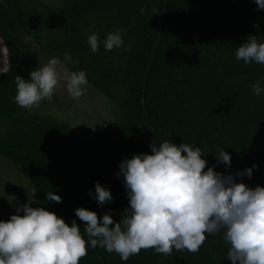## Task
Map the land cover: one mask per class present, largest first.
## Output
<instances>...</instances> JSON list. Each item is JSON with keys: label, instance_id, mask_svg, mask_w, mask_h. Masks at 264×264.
<instances>
[{"label": "trees", "instance_id": "obj_1", "mask_svg": "<svg viewBox=\"0 0 264 264\" xmlns=\"http://www.w3.org/2000/svg\"><path fill=\"white\" fill-rule=\"evenodd\" d=\"M254 0H59L48 16L34 13L20 0L0 2V36L10 57V71L0 77V156L25 174L38 207L76 220L82 237L85 222L74 210L83 207L110 214L118 222L128 199L118 164L133 154H151L154 141L199 147L214 171L234 174L253 169L238 182L264 187V95L251 85L264 81V65L235 59L236 47L249 35L264 43V10ZM48 23L47 53L77 63L88 84L117 106L111 132L91 140L73 134L65 123L26 114L15 103V77L25 79L28 62L21 40ZM120 29L128 51L103 46L92 53L87 38L100 40ZM225 148V149H224ZM224 149L227 170L214 158ZM183 155V153H182ZM110 190L112 202L98 206L89 196L95 183ZM54 192L61 202L47 201ZM111 227V226H110ZM223 233L206 235L199 252L171 255L141 250L128 261L116 253L89 248L79 264H231Z\"/></svg>", "mask_w": 264, "mask_h": 264}, {"label": "clouds", "instance_id": "obj_2", "mask_svg": "<svg viewBox=\"0 0 264 264\" xmlns=\"http://www.w3.org/2000/svg\"><path fill=\"white\" fill-rule=\"evenodd\" d=\"M254 3L257 11L264 10V0ZM87 44L92 53L101 45L106 51L130 48L124 46L120 29L103 40L92 33ZM235 59L245 65H264V43L249 35L236 47ZM66 63L77 62L65 52L63 62L57 57L49 59L30 71L28 80L17 75L15 103L32 109L42 101L51 102L62 82L74 100L80 98L88 84L86 72L70 71L64 67ZM251 90L254 96L264 95V81L253 83ZM148 147L151 154H133L118 164L116 175L123 178L128 199L118 222L110 214L98 219L96 212L76 208L75 216L85 222V240L75 219L69 226L44 207H30L29 201L18 206L7 221L0 220V264H79L89 248L97 247L116 253L124 262L149 248L164 256L173 250L197 253L206 235L221 232L230 246L226 259L231 264H264V187L252 188L237 179L251 178L257 166L226 175L212 166L205 171L208 161L202 158L206 154L199 147L185 143L177 146L169 140L154 141ZM224 149L214 158L227 170L231 158ZM88 194L98 206L114 199L99 182L94 193L89 190ZM45 196L47 201L61 202L54 192Z\"/></svg>", "mask_w": 264, "mask_h": 264}, {"label": "rangeland", "instance_id": "obj_3", "mask_svg": "<svg viewBox=\"0 0 264 264\" xmlns=\"http://www.w3.org/2000/svg\"><path fill=\"white\" fill-rule=\"evenodd\" d=\"M20 1L34 13L46 17L50 9L59 4V0ZM41 26V29L32 30L30 35L21 40L28 62L25 80L29 79L30 71L42 67L51 59L47 53L50 27L48 23H42ZM20 109L29 115L37 114L65 123L73 134L91 140L98 132H111L117 106L90 84L84 87L83 95L74 100L62 82L55 90L51 102L45 100L38 107ZM25 203L33 208L38 207L33 185L19 167L0 156V220L7 221L11 215L16 214L15 209Z\"/></svg>", "mask_w": 264, "mask_h": 264}, {"label": "water", "instance_id": "obj_4", "mask_svg": "<svg viewBox=\"0 0 264 264\" xmlns=\"http://www.w3.org/2000/svg\"><path fill=\"white\" fill-rule=\"evenodd\" d=\"M0 40H3L1 36H0ZM6 47L7 46L3 40V42L0 43V77L3 75H6L10 71V68H11L8 48L6 50V54L3 51L4 48Z\"/></svg>", "mask_w": 264, "mask_h": 264}]
</instances>
